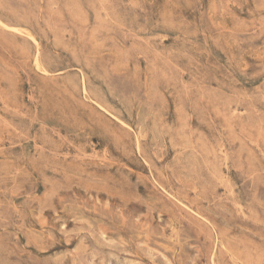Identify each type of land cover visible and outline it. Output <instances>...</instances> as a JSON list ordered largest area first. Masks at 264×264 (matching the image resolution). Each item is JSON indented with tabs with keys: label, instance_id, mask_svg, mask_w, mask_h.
Masks as SVG:
<instances>
[{
	"label": "rangeland",
	"instance_id": "374dc122",
	"mask_svg": "<svg viewBox=\"0 0 264 264\" xmlns=\"http://www.w3.org/2000/svg\"><path fill=\"white\" fill-rule=\"evenodd\" d=\"M0 264H264V0H0Z\"/></svg>",
	"mask_w": 264,
	"mask_h": 264
}]
</instances>
